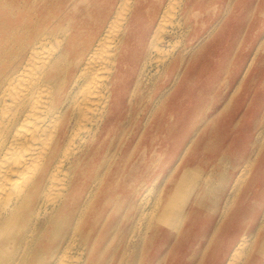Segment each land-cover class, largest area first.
<instances>
[{"label": "bare ground", "instance_id": "1", "mask_svg": "<svg viewBox=\"0 0 264 264\" xmlns=\"http://www.w3.org/2000/svg\"><path fill=\"white\" fill-rule=\"evenodd\" d=\"M46 2L0 0V264H157L152 253L168 230L177 233L201 210L221 219L248 191L264 143L261 93L250 159L204 173L180 163L206 133L238 129L234 119L247 112L238 106L246 105L244 79L264 54V37L226 89L215 90V73L218 80L224 73L213 61L217 34L237 0H220L215 20L196 28L190 15L198 0H114L84 38L68 25L53 30ZM202 75L189 94L183 83ZM152 78L144 98L142 83ZM214 97L220 102L212 106ZM149 146L157 156L148 172H159L128 197L137 214L120 228L109 214L123 198L114 188L128 170L148 165ZM262 223L264 204L257 229ZM209 246L195 241L199 264H254L261 248L254 234L216 255Z\"/></svg>", "mask_w": 264, "mask_h": 264}, {"label": "rangeland", "instance_id": "2", "mask_svg": "<svg viewBox=\"0 0 264 264\" xmlns=\"http://www.w3.org/2000/svg\"><path fill=\"white\" fill-rule=\"evenodd\" d=\"M87 2L88 5H86ZM198 3L201 6H194L196 9L194 8L193 15H190V25L192 28H196L200 23H202V26H205L213 22L215 14H217L221 6L220 0H198ZM254 3L255 6H253ZM113 4L114 0H47L45 7L51 13V20L48 22V25L55 19L53 30L68 25L78 38H84L87 37L89 30L111 10ZM21 5L23 7V3ZM249 6L252 9L247 14V17H245ZM240 21L242 22L240 23ZM225 23L220 27L217 34L220 39L217 48L220 51L218 55L213 57V61H217V65L221 66V70L224 71L219 80L217 73H215L217 80L212 84L215 90L226 89L227 78L230 79L239 73L240 69L249 60L258 41L264 37V0H237L228 14ZM241 24H243V27ZM237 31H239L238 35L241 34V43L239 47H236L229 53L226 48L231 38L233 39L237 35ZM260 53H256L253 64L251 63V67L244 79L245 85L241 97L246 102V105H240V102L238 106L242 108L241 112H247L241 122L239 121V116L234 119V122L238 123V129L234 132L233 123L225 135L222 132L213 134V130L206 133L198 141V148L193 152L189 151L186 153V160L184 157L180 163V167L191 165L197 169H193L194 171L204 173L208 168L220 165L228 166L227 162L239 164L252 157L253 151L258 145L255 133L256 126L261 120L260 116L254 113V109H256L254 99L256 94L261 93L264 96V62H261L264 61V54ZM201 67H204V64H200L199 68ZM204 76L206 75L197 77L194 82L183 83V86L187 87L191 92H188L189 94H192V91L206 80ZM155 78L146 82L143 81L144 92L142 95L144 98L150 93ZM160 78L162 80V77ZM219 102L220 100L214 97L210 99L209 104L215 106ZM261 147L260 153L254 160V175L252 173L253 178L251 176L248 182V191L237 197L235 200L237 201L236 204L229 209L226 216L218 219L217 212L211 215L201 210L202 213L198 212L195 215V220L191 221V215L189 214L186 220H184V226L177 233L168 230V241L162 243L152 253L155 256L157 264H199L201 262L199 254L193 253L198 251H194L193 248L195 241L196 243H202V247L210 243L211 246L209 247L212 249V255H216L220 251V248L226 246L227 243L253 234L256 236L257 244L261 247L254 264H264V223L257 229L260 222L261 209L264 204V143L261 144ZM153 148L147 147V152L151 154V156H147L148 165L145 166V163H143L136 170L134 168L132 169L133 171L128 170L126 179L119 182L114 188L113 193L116 195L123 194V198L119 207L115 206L114 210L109 214L114 216V223L120 228L129 227L131 220L129 221L128 217H135L137 214L135 212L137 209L128 202V197L134 193H142L154 178L153 174L159 172L157 167L148 172L149 165H152L153 162L152 155L157 156L152 151ZM174 160L175 157H171L168 165L166 164L163 169L165 172L160 174L168 172L174 165ZM105 206L110 205L105 204ZM178 234H181L180 241L175 243ZM195 249L198 248L195 247ZM158 253L162 254V256L158 257ZM207 257L209 260L213 258L210 255H207Z\"/></svg>", "mask_w": 264, "mask_h": 264}]
</instances>
